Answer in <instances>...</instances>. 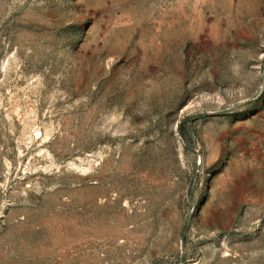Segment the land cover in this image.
Returning a JSON list of instances; mask_svg holds the SVG:
<instances>
[{
  "label": "rangeland",
  "instance_id": "rangeland-1",
  "mask_svg": "<svg viewBox=\"0 0 264 264\" xmlns=\"http://www.w3.org/2000/svg\"><path fill=\"white\" fill-rule=\"evenodd\" d=\"M0 264H264V0H0Z\"/></svg>",
  "mask_w": 264,
  "mask_h": 264
}]
</instances>
